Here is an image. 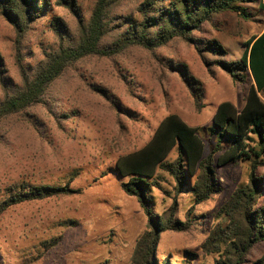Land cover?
Instances as JSON below:
<instances>
[{
  "label": "rangeland",
  "instance_id": "obj_1",
  "mask_svg": "<svg viewBox=\"0 0 264 264\" xmlns=\"http://www.w3.org/2000/svg\"><path fill=\"white\" fill-rule=\"evenodd\" d=\"M54 3V14L75 32L76 19L64 6ZM88 18L95 0H78ZM128 3L121 11L128 12ZM245 23L234 15L218 18L195 35L201 40H218L227 52V61H239L244 44L264 30V17ZM16 33L0 17V53L13 81L19 76L15 66ZM56 39L47 21H42L26 43L25 64L34 66ZM158 57L132 50L115 59H89L70 70L48 95V102L31 110L27 117L10 118L0 125V203L12 185H65L81 194L17 206L0 218V262L2 264H132L139 238L147 230L148 218L136 199L126 195L115 171L117 160L142 150L161 123L179 116L193 128L204 129L201 136L208 154L210 127L219 106L233 104L241 111L250 85L235 84L221 69L209 70L196 50L176 42L158 52ZM187 67L201 84L192 93L180 73H171L165 63ZM197 95L198 106L195 103ZM109 97V98H108ZM1 98V89H0ZM213 138V142H214ZM176 157V153L172 158ZM224 191L197 206L193 218L200 225L190 233L166 232L159 258L173 264L188 259L191 264H211L213 256L203 251L208 233L216 223V213L235 189L248 183V163L217 167ZM264 174V169L260 170ZM156 213L171 205L159 192ZM193 199L184 194L177 218L185 215ZM264 205V199L261 201ZM61 238L60 245L46 251L45 242ZM190 252L193 256H189ZM264 255V244L251 257ZM191 257V258H190Z\"/></svg>",
  "mask_w": 264,
  "mask_h": 264
},
{
  "label": "trees",
  "instance_id": "obj_2",
  "mask_svg": "<svg viewBox=\"0 0 264 264\" xmlns=\"http://www.w3.org/2000/svg\"><path fill=\"white\" fill-rule=\"evenodd\" d=\"M128 3L131 9L122 12ZM56 4L75 17V32L54 14L52 0H0V17L16 33L19 76L18 82L12 80L0 53V125L45 106L53 86L89 59L111 60L141 50L160 61L158 52L176 42L193 47L209 70L219 68L235 84L250 85L246 104L241 111L231 103L219 106L210 127L208 154L201 136L204 129L190 127L179 116L171 115L142 150L117 160L115 171L123 191L137 200L148 218L131 263L173 264L169 256L160 261L163 234H186L197 228L200 223L193 218L196 207L224 191L217 167L243 162L249 165L248 183L237 187L218 210L202 248L207 256H213L211 264H264V255L250 260L254 249L264 244V174L260 173L264 169V32L249 39L242 58L231 62L218 40L195 37L207 25L216 26L224 15H234L245 23L259 20V16L264 17V0H95L88 18L83 16L78 0H57ZM44 20L56 41L31 67L25 64L24 44ZM167 62V69L180 73L192 93L201 90L200 82L190 76L186 66ZM199 98L197 95L195 103L201 106ZM73 181L65 185H12L0 203V218L17 206L81 194L72 187ZM159 192L172 201L162 213L154 208ZM184 194L192 197L193 205L181 221L177 215ZM61 241L57 238L43 247L50 251ZM178 263L191 264L186 258Z\"/></svg>",
  "mask_w": 264,
  "mask_h": 264
},
{
  "label": "crops",
  "instance_id": "obj_3",
  "mask_svg": "<svg viewBox=\"0 0 264 264\" xmlns=\"http://www.w3.org/2000/svg\"><path fill=\"white\" fill-rule=\"evenodd\" d=\"M263 32H264V30H263ZM263 32H262V33H263ZM262 33H261V34H262ZM261 34H260V35H261Z\"/></svg>",
  "mask_w": 264,
  "mask_h": 264
}]
</instances>
